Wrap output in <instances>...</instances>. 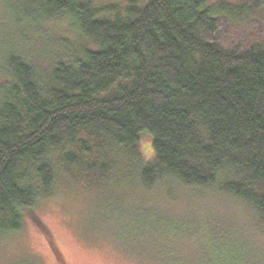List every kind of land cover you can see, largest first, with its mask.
<instances>
[{
	"label": "trees",
	"instance_id": "16d2710c",
	"mask_svg": "<svg viewBox=\"0 0 264 264\" xmlns=\"http://www.w3.org/2000/svg\"><path fill=\"white\" fill-rule=\"evenodd\" d=\"M19 1L14 23L25 32L64 22L72 39L46 68L16 45L1 49L0 235L52 196L58 166L91 171L110 144L140 161L145 132L146 188H214L264 223V41L216 40L222 21L262 0Z\"/></svg>",
	"mask_w": 264,
	"mask_h": 264
},
{
	"label": "rangeland",
	"instance_id": "374dc122",
	"mask_svg": "<svg viewBox=\"0 0 264 264\" xmlns=\"http://www.w3.org/2000/svg\"><path fill=\"white\" fill-rule=\"evenodd\" d=\"M20 3L0 0V52L16 45L46 68L72 34L55 21L25 32L14 23ZM216 40L238 49L264 41V0L240 19L222 21ZM151 141L141 134L140 161L110 144L106 164L90 161L91 171L58 166L52 196L36 202L20 230L0 235V264H264V223L240 200L170 180L143 185Z\"/></svg>",
	"mask_w": 264,
	"mask_h": 264
}]
</instances>
